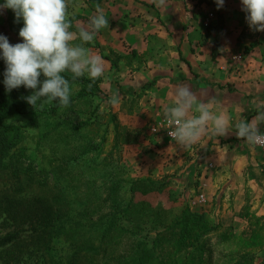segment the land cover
Wrapping results in <instances>:
<instances>
[{"label":"rangeland","instance_id":"obj_1","mask_svg":"<svg viewBox=\"0 0 264 264\" xmlns=\"http://www.w3.org/2000/svg\"><path fill=\"white\" fill-rule=\"evenodd\" d=\"M188 1L195 8L202 3L200 0ZM91 3L101 4L102 0H69L68 12L72 17L71 31L78 32L80 27L88 26L91 18L86 13L88 7H92ZM110 4L113 5H105V8H102L106 18L111 20L117 17L120 18L118 21L122 20V6H120L122 0H113ZM116 5H118L117 12H114L112 16L110 10L116 11L117 7H113ZM9 10L0 9V35L6 36L10 44L20 43L22 38L16 36L8 26ZM210 14L208 11L201 12L197 9V12L193 14L194 19L198 21L197 30H204L207 34L220 30L224 26V14H220L218 10L214 16ZM207 16H210L209 26L203 28V22ZM245 16L246 13L242 11L241 20L232 21L229 28L240 29L242 31L240 39L243 38L246 41L245 47H248L253 39L257 40L259 32L249 28ZM19 22L23 25L22 19ZM120 30L122 32V27ZM74 43H80V41L75 40ZM85 47L90 50L91 55H100L105 61V71L100 77V92L97 95L76 101L69 108L50 113L42 112L39 117L31 115V112L39 106L33 108L26 102L25 109L28 112L26 117L33 120V123L26 128V137L18 142L6 157L10 163V169H17L19 176L8 177L6 173L9 171L0 174V237L19 232L13 242L0 247V264H73L72 254L76 250L74 242L59 233L42 232L50 227L42 219L43 210L50 207V203L45 196L41 202L40 186L36 182L25 180L28 178L26 174L45 182L48 188L56 183L59 184L58 199L64 203L63 222H70L80 217L81 207L88 199V195L95 200L97 193L107 180L114 178L121 182L124 178L150 176L164 183L165 188L162 192L145 195L137 193L135 201L140 202L139 206L155 207L159 203L167 208H177L186 204L192 210L204 213L216 224L220 223L218 219H221L223 213L216 218L208 213L207 207L209 204L213 209L219 206V211L225 209L227 216L238 217L245 221L246 224L237 230V234L243 231L240 234L248 240V246L245 249L252 257L251 264H264V214L257 215L251 212V201L260 192V188L263 189L261 193L264 195V160H258L256 157L259 163L256 166L249 161L250 157L246 159V153L264 152V148L250 146L242 138L237 145L232 138L233 145L226 144L228 141H221V146L215 151L212 160L206 162L211 152L212 141L208 140L209 138H202L199 143L183 149L164 134L152 133L151 128L164 116V106L170 103L143 101V97L149 95L147 84L138 89L125 86L131 75L128 72L122 74L124 64L127 63L122 62L125 60L122 57V38L114 35L103 36L99 31L93 42L86 44ZM219 50L218 46L213 45L209 53L212 54L213 60H216L219 55L222 63L229 64L227 71L235 75L239 74L243 78L246 77L244 69L246 67L248 70L252 69L256 76L261 75L264 66V42L255 45L248 52L226 55L220 54ZM3 69L5 68L0 58V82ZM116 91L119 93L121 102L118 105H112L109 101L113 92ZM237 103L243 109L248 108L246 100ZM45 106L46 104L43 103V107ZM63 118L82 121L85 125L78 126L76 129H71L69 125L63 131L48 134L49 136L37 142L43 132ZM239 118L240 116H234L233 124ZM263 128L264 125H261V129ZM85 145L91 147L88 153L83 152ZM49 159L60 162L71 159L72 163L67 166L71 167L75 173L74 180L69 183L68 181L72 178L64 180L62 173L52 171ZM74 160L78 162H73ZM254 167H257L258 174L252 170ZM216 184L221 188L223 186L222 192H219L220 188L216 191L214 188ZM208 188H212L209 193H207ZM241 189L242 206L234 212L236 195ZM199 193H203L207 198L203 210L191 206V200ZM38 199H40L39 202ZM245 215H250L249 222ZM31 225H34L37 230L34 231ZM154 236V231L150 230L148 224L139 234L140 238H145L147 241H151ZM241 248L242 244L237 239L225 245L224 250L234 252ZM219 249L220 247L217 246L216 251Z\"/></svg>","mask_w":264,"mask_h":264},{"label":"trees","instance_id":"obj_2","mask_svg":"<svg viewBox=\"0 0 264 264\" xmlns=\"http://www.w3.org/2000/svg\"><path fill=\"white\" fill-rule=\"evenodd\" d=\"M206 5L213 6L218 10L215 0H200ZM5 0H0L4 4ZM7 23L9 29L19 36V30L23 27L21 22L15 21V16L10 9L7 13ZM259 42L254 40L244 52H248ZM3 68H6L4 60L1 58ZM5 69L2 71L0 82V174L6 173L8 177L17 178V169H10L9 160L6 159L9 151L22 141L27 133L26 128L33 123L26 116V99L31 95V89H26L23 85L19 88L7 91L4 81ZM70 81L71 96L70 105L76 101L86 100L100 92L98 78L94 83L88 76L72 80L71 73H64ZM44 79L43 76L40 77ZM92 83L91 89L88 85ZM46 106L38 107L31 112L34 117H39L42 112L50 113L65 107L59 105L57 101L45 102ZM50 108V109H49ZM49 110V111H48ZM25 119V120H24ZM26 123H18L23 122ZM70 125L71 129L84 126L85 122L72 119H61L53 127L43 132L39 139L63 131ZM83 152L91 151L89 145L83 146ZM82 152V153H83ZM51 170L62 173L64 180L76 177L71 167V159L64 162L49 159ZM73 162H78L74 160ZM40 169H42L40 167ZM5 170V171H4ZM25 180L36 182L40 186V194L48 197L50 207L43 210V220L49 224V229L42 231L45 233H59L68 240H72L76 245V250L72 254L73 264H251L252 257L245 248L247 241L243 238L241 231L237 234L234 227L214 223L204 213L192 210L189 205L182 204L177 208L164 207L157 204L155 207L139 206L140 202L135 201V195L162 192L164 183L147 176L139 178H124L120 182L114 178L106 181L97 193L95 200H85L81 207L80 217L73 221H65L62 206L63 201L59 200V184L53 187H46L45 182L38 181L34 176H28ZM1 178L3 176L1 175ZM24 180V181H25ZM72 184V183H71ZM38 199V202L40 201ZM41 218V215H39ZM249 222L250 215H245ZM37 219V217H36ZM38 220V219H37ZM156 220V221H155ZM148 224L155 236L151 241L140 238L139 234ZM36 231L34 225H31ZM59 226V228L57 227ZM19 232L8 233L0 237V247L13 242ZM240 240L242 248L234 252H226L225 245L232 241ZM213 240V242H212ZM212 245H214L212 247ZM220 249L216 251V247ZM216 256V257H215Z\"/></svg>","mask_w":264,"mask_h":264},{"label":"crops","instance_id":"obj_3","mask_svg":"<svg viewBox=\"0 0 264 264\" xmlns=\"http://www.w3.org/2000/svg\"><path fill=\"white\" fill-rule=\"evenodd\" d=\"M110 2L113 0H102L101 4L91 3L92 7H88L86 14L92 19L96 14V5L105 8V5H113ZM190 3L188 0H164L163 4L160 0H122L120 5L122 6V20L118 21L120 18L117 17L109 20V27L101 29L100 32L103 36L114 35L122 38V57L125 58L122 62L130 64L129 66L126 65L127 63L124 64L122 74L128 72L131 75L125 86L138 89L147 84L149 95H145L143 101L171 103V93L174 88L184 84L190 86L195 92L216 96L228 109L232 120L234 116H242L250 121L257 114L255 110L257 103L264 101V66L260 76H256L252 69L248 70L244 67L246 77L241 78L239 74L235 75L227 71L230 65L222 63L219 55L216 60H213L212 54L209 53L213 45L220 48V54L229 55L244 51L246 41L243 38L240 39L242 31L229 28L232 21L238 22L242 18L241 1L224 0L223 7L218 11L224 14L225 24L220 30L207 34L204 30L196 29L198 21L194 19L193 14L198 9L201 12L208 11L211 16H214L217 10L205 3L196 6L197 8L191 6ZM117 9L118 7L116 11L110 10L112 16ZM120 27H122V32ZM103 32H108V34H103ZM262 32L264 33L260 31L257 35L258 44L264 42ZM244 100L247 101V109L241 108L237 103ZM236 108L240 111H235ZM235 137L234 127L227 136L204 137L212 141L211 152L206 162L212 160L215 151L221 146V141H228L226 144L233 145L231 139L234 138L239 145L240 139ZM260 152H248L246 159L250 157L249 161L258 166L256 157L258 160H264V152ZM252 170L258 174L257 167ZM214 188L216 191L219 188V192L223 191V186L221 188L218 184ZM210 190L212 188H208L207 193ZM261 192H263L262 188L251 201V212L257 215L264 214V195ZM242 201L241 189L236 195L234 212L241 208ZM219 208L218 206L213 209L209 204L207 211L216 218L223 213L218 221L220 220V223L224 225H233L236 233L246 224L238 217L227 216L225 209L219 211Z\"/></svg>","mask_w":264,"mask_h":264},{"label":"clouds","instance_id":"obj_4","mask_svg":"<svg viewBox=\"0 0 264 264\" xmlns=\"http://www.w3.org/2000/svg\"><path fill=\"white\" fill-rule=\"evenodd\" d=\"M215 3L219 9L224 0ZM68 8L69 0H5L0 5V9L12 10L16 22L23 21L18 33L22 42L10 44L6 36L0 35V58L6 65L3 83L7 91L21 85L33 90L25 97L33 108L54 101L65 108L70 105V81L64 73H71L72 80L87 74L93 83L104 75L105 61L100 55H91L85 45L93 42L101 29L109 27V19L96 5V14L88 26L73 32ZM241 11L246 13L251 30L264 31V0H241ZM88 87L91 89L92 83ZM171 95L172 102L164 106L163 115L171 129L169 135L183 149L206 136H227L233 127L238 139L253 147H264V101L257 103V114L250 121L241 116L233 125L228 109L216 96L195 92L184 84L177 85ZM120 102L118 91L113 92L109 103Z\"/></svg>","mask_w":264,"mask_h":264},{"label":"built area","instance_id":"obj_5","mask_svg":"<svg viewBox=\"0 0 264 264\" xmlns=\"http://www.w3.org/2000/svg\"><path fill=\"white\" fill-rule=\"evenodd\" d=\"M211 16V14H210ZM210 16H207V18L204 19L203 22V27L206 28L209 26V22H210ZM152 133L154 134H158V132H160L159 134H164L168 139H171V136L169 135V132L171 131V129L169 128L165 117L163 116L158 122H156V124L151 128ZM264 131V130H262ZM256 148H261L263 149L264 147L261 146H255ZM207 203V198L203 193H199L196 197H194L191 200V206L192 207H197L203 210L204 206Z\"/></svg>","mask_w":264,"mask_h":264}]
</instances>
